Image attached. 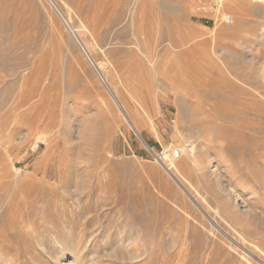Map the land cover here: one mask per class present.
<instances>
[{"label":"rangeland","instance_id":"374dc122","mask_svg":"<svg viewBox=\"0 0 264 264\" xmlns=\"http://www.w3.org/2000/svg\"><path fill=\"white\" fill-rule=\"evenodd\" d=\"M53 1L0 0V264H264V0Z\"/></svg>","mask_w":264,"mask_h":264},{"label":"bare ground","instance_id":"6f19581e","mask_svg":"<svg viewBox=\"0 0 264 264\" xmlns=\"http://www.w3.org/2000/svg\"><path fill=\"white\" fill-rule=\"evenodd\" d=\"M50 2L52 3V4H54V1L53 0H50ZM50 3V4H51ZM72 35H73V37H74V39L76 40V42H77V44H78V46L80 47V49L82 50V52H83V54L85 55V57L88 59V61L90 62V64L93 66V68L98 72V74H99V76H100V78H101V80L103 81V83L106 85V87H107V89L111 92V89H110V86H109V84H108V82H107V80L105 79V77L104 76H102L100 73V70H101V67H100V65H98V64H96L92 59H91V57L89 56V54H88V51L86 50V48H85V46L79 41V38L77 37V35L75 34V32L74 31H72ZM112 96H113V98H114V101L116 102V103H118V100H117V98H116V96L115 95H113L112 94ZM119 105V104H118ZM120 106V105H119ZM121 107V106H120ZM121 109H122V111H124L123 110V108L121 107ZM130 126L133 128V129H135L136 130V128H135V126H134V124L133 123H130ZM137 132V131H136ZM162 164V166L164 167V169H165V171L168 173V175L179 185V187L186 193V195L192 200V202L207 216L208 214H207V212L206 211H204L202 208H201V206L197 203V201H196V199L193 197V196H191L189 193H188V191L183 187V184H182V182L179 180V178H178V176L176 175V173H175V171H173L170 167H168V165H166V164H163V163H161ZM257 259H259V258H257ZM261 262V261H260ZM264 262V261H263ZM262 263V262H261ZM263 264V263H262Z\"/></svg>","mask_w":264,"mask_h":264},{"label":"built area","instance_id":"2783aa9c","mask_svg":"<svg viewBox=\"0 0 264 264\" xmlns=\"http://www.w3.org/2000/svg\"><path fill=\"white\" fill-rule=\"evenodd\" d=\"M217 1V0H216ZM229 21V19H227ZM179 156V151L177 149L165 151L162 150L159 153L155 154V157L159 160L160 163L166 164V160H169V158L175 159Z\"/></svg>","mask_w":264,"mask_h":264}]
</instances>
